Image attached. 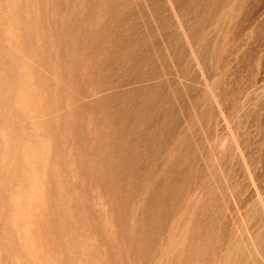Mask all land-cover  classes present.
<instances>
[{"label": "rangeland", "instance_id": "rangeland-1", "mask_svg": "<svg viewBox=\"0 0 264 264\" xmlns=\"http://www.w3.org/2000/svg\"><path fill=\"white\" fill-rule=\"evenodd\" d=\"M0 264H264V0H0Z\"/></svg>", "mask_w": 264, "mask_h": 264}]
</instances>
